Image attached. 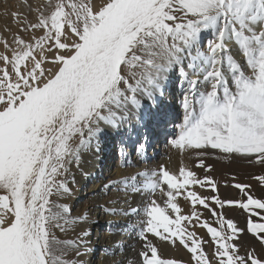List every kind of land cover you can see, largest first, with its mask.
Segmentation results:
<instances>
[{"label": "snow or ice", "instance_id": "6c2138e0", "mask_svg": "<svg viewBox=\"0 0 264 264\" xmlns=\"http://www.w3.org/2000/svg\"><path fill=\"white\" fill-rule=\"evenodd\" d=\"M35 11L36 22L19 12L11 15L21 31L42 29L43 35L28 42L15 34V47L3 40L11 55L0 53V264H83L65 257L69 250L77 257L86 254L90 230L61 240L53 229L66 232L88 213L72 216L68 204L51 197L72 194L69 165H78L81 152L94 143L99 151L106 129L119 132L133 118L139 121L142 99L162 95L172 72L187 87L171 146L195 152L197 167L206 171L212 166L204 158L217 152L224 160L264 168V0H102L99 6L91 0H47L46 8ZM125 148L122 143V163L131 166ZM135 150L141 154L143 145ZM255 179L264 184V175ZM191 185L217 187L212 177L200 179L183 164L176 173L161 165L108 181L104 194H115L101 207L110 215L142 213L137 223L119 228L142 241L139 264H180L163 258L150 234L178 242L193 264H264L255 247L241 255L238 243L246 231L264 246V199L239 183L234 187L243 193L240 199L210 198L220 209L242 210L246 228H240L211 208L209 198L188 190ZM157 191L166 196L162 204L152 198L142 209L115 206ZM184 191L193 205L190 215L181 214L177 202ZM197 203L209 209L217 226L202 220ZM190 227L207 230L214 244L211 259L203 247L207 241ZM124 248L117 242L105 254Z\"/></svg>", "mask_w": 264, "mask_h": 264}, {"label": "rangeland", "instance_id": "374dc122", "mask_svg": "<svg viewBox=\"0 0 264 264\" xmlns=\"http://www.w3.org/2000/svg\"><path fill=\"white\" fill-rule=\"evenodd\" d=\"M6 1L9 3L6 2L2 4L3 2H1L0 4V11H2L0 12V18L1 16L7 18L5 21L6 22L5 27L6 26L7 27L4 32V35L0 34V53H6L10 56L11 47H15V45L13 44V37L15 34H19L23 39H25L28 42H33V37H39L43 35V30L36 29L29 31H21L20 26L14 21L11 13L12 12H19L21 14L23 13L22 11H20V7L17 5L18 3L15 2V0H6ZM91 2L94 5L99 6L102 0H91ZM41 3L47 6V0H42ZM3 6H6L5 10L4 8L1 9ZM37 8H46V7L44 6L42 7L40 5L39 7L33 8V11H30L31 16L29 17L27 16L29 21L36 22L37 13L35 9ZM66 11H68V9H66ZM22 17H24V14L22 15ZM5 39L7 40L8 44L11 46L7 50L5 49L3 43V40ZM47 55L51 57L52 53L49 52L47 53ZM236 58L239 60L241 59L239 56H237ZM0 65H2V62H0ZM43 66L45 68L54 69V66L50 63H45ZM178 75L179 74L176 73V76ZM174 83L175 82H173L172 84L173 85L172 89L165 86L162 94L163 97L159 98L158 100L159 106H161L162 110L153 109L152 101H150L147 103L148 106L146 111L147 116H145L143 120L144 122L139 120V122L137 123V127L136 125L129 126L128 128L125 127L124 129L121 130V132H114L111 129L105 130V134L102 135H105L106 138L103 139L102 141L104 145H106L107 147V151H106L107 156H105V159L103 161L104 162L103 170L96 175L94 174L96 176L95 178L89 179L87 181L86 178L84 179L85 182L83 180L78 181V184L81 186L77 185L76 180L73 181L69 180L68 186L72 192L70 196H64L61 198L56 195H53L51 197V200L54 202L68 204L70 206L72 216H77L83 214L84 212H87L88 218L91 216L90 213L92 208H94L100 203V205L98 206L99 212L94 213L95 218L90 223L91 227H87V223L89 224V221L87 219L85 222L77 224L74 228L66 232H61L59 229H53L55 235L61 240L76 239L83 231L90 230V235L86 237V240L89 241V243L86 245V248L88 249L86 254L77 257L75 250H69L65 257L66 259L68 260L78 259L79 261H82L83 264H86V260L88 259L91 260V264H107L108 260L110 259L113 262L114 260L117 259H124L125 255L129 254L131 255L130 259L137 261V264H139L140 262L141 258L139 257V252L142 250V241L135 238V233L132 234L121 233L119 232V228L123 224L129 221H131L132 223H137L140 219L143 218L142 213L140 216H127V217L123 215L108 214L109 218L107 219L104 225L98 222V219H100L101 217L102 211H104L103 207L101 206L105 205V203L108 200H110L112 196L115 194L113 191L110 192L108 195H105L102 190L103 187L102 182L106 184L110 180H116L123 176H126L127 167H129V166H124L122 163V158L120 156L122 143L126 145L125 151L130 154L131 159L136 162L138 160L137 163L134 162V164L131 165V168L133 170H136L135 173L141 171L140 168L145 164H146L145 167L148 166L149 170H157L160 167L158 164H161L165 166L170 172L176 173L178 172L180 166L183 164L186 168L193 171L196 174V176L200 179H203V177L205 176L211 177L212 168L211 170L206 171L205 168L197 167V163L199 159L198 157L195 162H192V158L195 155V152H190V155L187 158L182 157L181 159H179V161L176 164L166 165L163 163V160L166 161L167 159L168 160L170 159L169 154H171V152L166 153L167 152L166 147L163 148L162 146L164 143L170 144L171 140H169V138L171 137L174 138L176 129L175 127L173 128L172 126L173 125L176 126L182 122L183 110L181 106V100H182L183 90L187 87V85L183 83L180 77L176 79V84ZM168 96H172L171 103H169L168 101ZM158 111H162V112H159V114L158 115L156 114L155 116V113ZM160 113L163 116L162 119H160L159 117ZM148 124H152L150 125L151 128L150 127L146 128V125ZM78 140L79 137L74 138V140L72 141L73 145L78 143ZM94 144L92 147L94 150L90 149V151L92 150L95 151V153H98L99 151L95 150L96 145ZM140 145H143V150L142 153L138 155L135 149L138 148ZM100 149L101 146H99V150ZM173 150L174 151L176 150V152L178 151V149L175 148H173ZM225 161L226 163H228V165L225 164V167L221 166L217 168L216 176H212L213 181L217 185L216 189L213 190L209 185L200 187L199 189L202 190V194L200 196L209 198L208 203L210 204L211 208H216L218 211H222L226 219H232L234 222H236L234 218L236 217V215L240 214L239 208L235 206L226 205L223 209H220L218 205H216L213 201H211L210 198L212 196H218L219 199L221 200L240 199L243 193H241L238 189L234 187V184L239 183L242 185L250 186V192L252 195H254V197L257 198L261 195L262 199H264V184H261L255 179V177L259 176V174H257V172H254L252 169L254 166H259L264 172V168L256 164L248 165L247 162L245 161L244 162L242 161V164L232 166L234 159L225 160ZM204 162L206 165H209L208 164L209 159L207 157L204 158ZM177 164H179V166H177ZM210 165L212 166V164ZM71 166L72 164L69 165L70 172L72 171ZM238 168H242V169L239 171ZM117 170L119 172H117ZM115 176L116 179H113L115 178ZM99 178H101V180H97ZM58 179H63V177H58ZM81 182L83 183V185ZM164 188L166 189L167 185H164ZM188 190L192 191L193 190L192 186H189ZM157 192L155 193V195L158 194ZM184 192L187 193L186 191ZM184 192L180 197H177V202L181 209V214L188 215L185 206L188 204L189 210L192 212L193 205L191 203V200L187 199L183 195ZM0 194H4L2 190H0ZM155 195L154 197L144 196L142 194L134 195L130 198V204L115 205V206L117 208L140 207L142 209L143 206L152 198L157 199V201L161 202V204L163 200L166 199V196H163L161 193L159 194V198H156ZM141 200L145 204L139 205ZM194 207L195 210L201 214V217H203L202 220H207L209 221V223H213L214 225H216L214 223V218L210 214L209 209L204 208L202 205H199L198 203ZM199 209L200 211H198ZM109 221H118L119 223L113 224L110 227L108 223ZM193 223L195 224V221H193ZM99 226L103 227V229L99 230ZM190 230L195 231L199 237H202L205 241H207V243H205L203 247L205 252L209 255L211 259L212 254L214 252V244L211 241L210 235L207 233V230L204 229L203 227H190ZM103 231L105 232L106 235L103 234L104 233ZM149 239H152L153 243H155L158 246V252L162 254L163 258L177 259L178 261H180V264H193V262L191 261V254L186 249L183 248V252H180L181 254L178 255L179 258L171 257L166 252H164V250L167 246L175 247L174 245H172L170 242H165L159 240L158 238H154L151 234L149 235ZM117 242H122L125 245L123 252L115 256L106 255L105 249L112 247ZM238 243L242 245L240 249L241 255L244 254L245 248L247 247H255L258 255H264V246H261L260 243L250 233H247L246 231L241 234ZM80 251L84 252L85 249L81 248Z\"/></svg>", "mask_w": 264, "mask_h": 264}, {"label": "bare ground", "instance_id": "6f19581e", "mask_svg": "<svg viewBox=\"0 0 264 264\" xmlns=\"http://www.w3.org/2000/svg\"><path fill=\"white\" fill-rule=\"evenodd\" d=\"M42 1V0H41ZM41 1L40 0H27V4L28 5H30L31 6V8L33 9V8H36V7H39L40 5L43 7H46V5L45 4H42L41 3ZM1 2H3L2 4H4V3H6L7 1L6 0H0V4H1ZM15 2H17L18 4V6L20 7V11H22V13L24 14V16H31V12L29 11V8L25 5V3H24V0H15ZM7 3H9V2H7ZM16 4V3H15ZM18 7V8H19ZM4 8V10L6 9V6H3L1 9H3ZM9 8V7H8ZM14 10V9H13ZM8 11V10H7ZM0 12H2V11H0ZM22 14V15H23ZM3 15V14H2ZM4 16V15H3ZM6 19L7 18H5V17H2L1 16V18H0V34H3L4 35V32H5V30H6V27H5V24H6ZM2 22H4V23H2ZM10 53V52H9ZM239 60V59H238ZM138 71V70H137ZM176 73H178V72H172V73H170L169 74V78H168V82L166 83V85L165 86H167L168 88H173V82H175L174 84H176V79L177 78H179V75L178 76H176ZM172 85V86H171ZM166 93V92H165ZM163 96L162 95H158L157 96V98L155 99V100H150V99H148L147 97H144L143 99H142V101H141V103H142V108L140 109V112H139V115H140V119L139 120H141V121H143L144 120V118H145V116H147V108H148V106H147V103L148 102H150V101H152V105H153V109H159V110H162V108H161V106H159V98H162ZM166 98H167V96H166ZM168 101H169V103H171L172 102V96H168ZM159 112H162V111H158V112H156L155 113V116H156V114L158 115L159 114ZM159 117H160V119H162L163 118V116H162V114L160 113V115H159ZM183 117V116H182ZM157 118V117H156ZM155 120V119H154ZM157 120V119H156ZM139 121H137V119L136 118H133L132 119V121H131V123H126L125 124V126H124V128L126 127V128H128L129 126H134V125H136V127H137V123H138ZM144 122V121H143ZM150 125H152V124H148V125H146V128L147 127H150L151 128V126ZM139 127V126H138ZM173 128L175 127L174 125L172 126ZM124 128H122V129H124ZM121 129V130H122ZM131 129V128H130ZM121 130L119 131V132H121ZM105 134V133H104ZM171 136V135H170ZM106 138V136L105 135H102L101 136V139H100V142H99V146H101V149L99 150V152L98 153H95V151H90V149L89 150H84V151H82L81 152V158H80V161H79V164L77 165L75 162H73L72 163V171L70 172V175H69V180H76V182H77V185L78 186H81V185H79L78 184V181H80V180H83L84 182H85V180L84 179H86V181L87 180H89V179H93V178H95L96 176V174H98V173H100L102 170H103V168H104V166H103V164H104V159H105V156H107L106 155V151H107V147H106V145H104V143H103V139H105ZM173 137H171V138H169V140H171ZM107 140H108V138H107ZM106 140V141H107ZM76 143V142H75ZM74 143V144H75ZM95 145V144H94ZM163 148H165L166 147V150H167V152L166 153H168V152H171V154H169L170 155V159L168 160H163V163L164 164H166V165H172V164H176L178 161H179V159H181L182 157H184V158H187L189 155H190V152H180L179 150L176 152V150L174 151L173 150V148H172V146H171V144H163V146H162ZM96 148V147H95ZM91 149H93V148H91ZM94 150V149H93ZM165 150V151H166ZM174 151V152H173ZM220 157V154L217 152V153H215V154H209L208 156H207V158L209 159V162H208V164L210 165V164H212V171H211V177L212 176H216V170H217V168H219V167H221V166H224L225 167V164H227L228 165V163H226V161L224 160V159H222V158H219ZM197 160V155H196V153H195V155L193 156V158H192V162H195ZM134 162H136V161H134ZM137 162H138V160H137ZM136 162V163H137ZM244 162V161H243ZM145 164V163H144ZM143 164V165H144ZM238 164H242V160H240V159H234V161H233V163H232V166H236V165H238ZM78 167H77V166ZM146 165V164H145ZM145 165L144 166H142L140 169L141 170H145V169H148V166H146L145 167ZM159 166H161V164H158ZM177 166H179V164H177ZM239 169V171L242 169V168H238ZM237 169V170H238ZM253 171L254 172H257V174H259V175H264V172H263V170L259 167V166H254L253 168ZM117 172H119L118 170H117ZM135 172H136V170H133L132 168H131V166H129V167H127V170H126V175H131V174H135ZM95 174V175H94ZM119 174H121V173H119ZM118 175V174H117ZM74 178V179H73ZM79 179V180H78ZM111 179V178H110ZM113 179H116V176H115V178H113ZM97 180H101V178H99V179H97ZM103 181H104V179H103ZM82 183V182H81ZM102 184L104 185V183L102 182ZM82 185H83V183H82ZM192 186V188H193V190L192 191H195V192H197L199 195H201L202 194V190H200L199 188L201 187L200 185L198 186V185H191ZM93 188V187H92ZM81 189V188H80ZM196 190H198V191H196ZM158 194L157 195H155V197L156 198H159V192H157ZM186 198H187V193H185L184 192V194H183ZM257 198H260V199H262V196L260 195L259 197H257ZM144 199V198H143ZM142 199V200H143ZM188 199V198H187ZM142 200H141V202L139 203V205H143V204H145V203H143L142 202ZM94 202V201H93ZM100 205V203L97 205V206H95L94 208H92V210H91V213H90V217L88 218V221H89V224L87 223V227H91V225H90V223L93 221V219L95 218V215H94V213L95 212H99V209H98V206ZM94 206V205H93ZM136 206V205H135ZM186 210H187V213H188V215H190L191 214V211L189 210V205L187 204L186 206ZM104 209V208H103ZM198 211H200V209L198 210ZM107 213L105 212V211H102V213H101V217H100V219H98V222H100V223H102L103 225L106 223V221H107V219L109 218V215L107 214ZM200 214V213H199ZM203 218V217H202ZM235 220H236V222L235 223H237V225L241 228H245V226H246V215L242 212V210H240V214L239 215H236V217L234 218ZM198 222L197 221H195V224H197ZM211 224H213V223H211ZM213 226H216V225H214L213 224ZM103 229V227H101V226H99V230H102ZM104 232V231H103ZM104 235H106L105 234V232L103 233ZM99 235H101V234H99ZM109 241H111V240H109ZM175 247H166L165 248V250H164V252H166L168 255H170L171 257H175V258H179L178 257V255L179 254H181L180 252H183V247L181 246V245H179V243L177 242V244L176 245H174ZM109 249H111V247H109ZM183 256V255H182ZM129 258H131V255H129V254H126L125 255V257H124V259H129ZM183 259V258H182ZM183 261V260H182ZM86 264H91V260L90 259H88V260H86ZM107 264H113V262L111 261V259L110 260H108V262H107Z\"/></svg>", "mask_w": 264, "mask_h": 264}]
</instances>
